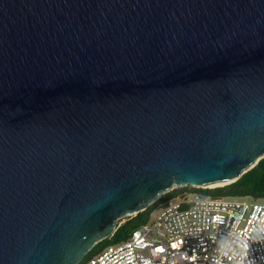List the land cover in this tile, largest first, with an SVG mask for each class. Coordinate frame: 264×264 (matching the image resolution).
Segmentation results:
<instances>
[{"label":"water","instance_id":"1","mask_svg":"<svg viewBox=\"0 0 264 264\" xmlns=\"http://www.w3.org/2000/svg\"><path fill=\"white\" fill-rule=\"evenodd\" d=\"M263 157L264 0H0V264Z\"/></svg>","mask_w":264,"mask_h":264},{"label":"built area","instance_id":"2","mask_svg":"<svg viewBox=\"0 0 264 264\" xmlns=\"http://www.w3.org/2000/svg\"><path fill=\"white\" fill-rule=\"evenodd\" d=\"M179 195L78 264H264V198Z\"/></svg>","mask_w":264,"mask_h":264},{"label":"trees","instance_id":"3","mask_svg":"<svg viewBox=\"0 0 264 264\" xmlns=\"http://www.w3.org/2000/svg\"><path fill=\"white\" fill-rule=\"evenodd\" d=\"M184 192H195L202 195H233L245 196L249 195L254 198H264V157L261 158L252 168L243 173L237 180L222 186L194 188L191 186L176 187L161 195L154 203L146 209L136 213L135 215L126 216L124 222H117L113 234L99 242H97L91 250L84 256L88 257L94 254L102 246L116 242L124 238L129 232L140 223L144 222L151 210L159 203L167 201L169 198ZM127 227V228H126ZM129 229V230H126Z\"/></svg>","mask_w":264,"mask_h":264},{"label":"rangeland","instance_id":"4","mask_svg":"<svg viewBox=\"0 0 264 264\" xmlns=\"http://www.w3.org/2000/svg\"><path fill=\"white\" fill-rule=\"evenodd\" d=\"M191 193L192 192H184V193H181L180 195H179V197H191L192 195H191ZM190 194V195H189ZM246 199H250L249 197H246ZM161 208H162V205H160V204H157L156 206H155V208H154V210L152 211V216H154L157 212H159L160 210H161ZM125 218H126V216L125 217H122V218H120L119 220H118V222H124V220H125ZM127 228V227H126ZM126 230H129V229H126Z\"/></svg>","mask_w":264,"mask_h":264},{"label":"bare ground","instance_id":"5","mask_svg":"<svg viewBox=\"0 0 264 264\" xmlns=\"http://www.w3.org/2000/svg\"><path fill=\"white\" fill-rule=\"evenodd\" d=\"M210 187H214V185H211Z\"/></svg>","mask_w":264,"mask_h":264}]
</instances>
